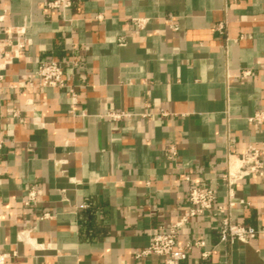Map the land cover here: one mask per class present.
<instances>
[{
    "label": "crops",
    "instance_id": "0c3cea01",
    "mask_svg": "<svg viewBox=\"0 0 264 264\" xmlns=\"http://www.w3.org/2000/svg\"><path fill=\"white\" fill-rule=\"evenodd\" d=\"M47 1L0 0V46L11 41L13 55L22 43L0 59L7 264H158L135 253L183 216L176 243L205 246L181 264H264V231L222 242L214 210L188 216L187 200L210 186L224 202L226 155L264 142V117L249 120L264 116V0ZM49 59L63 62L65 85L29 87ZM32 185L41 195L25 205ZM233 199L232 222L264 229V177L237 182Z\"/></svg>",
    "mask_w": 264,
    "mask_h": 264
},
{
    "label": "built area",
    "instance_id": "2783aa9c",
    "mask_svg": "<svg viewBox=\"0 0 264 264\" xmlns=\"http://www.w3.org/2000/svg\"><path fill=\"white\" fill-rule=\"evenodd\" d=\"M47 8L64 10L70 6L69 0H49L45 2ZM3 21V15H0V23ZM133 23L138 27L144 26V19L133 18ZM224 24L218 23L214 29L222 33ZM120 38V42H121ZM22 43L17 42L15 45L14 53L12 55V43L6 42L4 49L0 46V59L7 61L12 57L17 56L18 48ZM71 64H74L70 61ZM64 64L57 60H42L37 68L32 72L26 74V83L29 87H63L64 83ZM247 74V72H243ZM0 74V78H1ZM71 97V105H74L75 94L73 90ZM13 117L18 115L17 110H12ZM112 119H118L126 116L125 112H111L108 114ZM143 116H147L143 114ZM264 116L261 113H256L250 117L249 120L259 123ZM3 141L0 140V149L2 148ZM172 154L174 152H171ZM256 175L264 177V142L261 147L251 145L242 154L228 153L225 157V167L220 174V181L227 187V199L219 203L217 199V190L210 186H191L188 189L187 200L189 203L188 216H196L202 214L207 210H214L216 227L219 234V240L222 242L233 243L235 241L248 242L253 239L258 233L263 232L264 229H256L252 226H247L241 223L232 222L226 210L234 206L233 199V186L249 176ZM41 189L37 185H32L27 190V196L24 201L25 205L35 203L39 200ZM47 214H42L41 217H46ZM185 216L179 218L172 223L165 231H156L152 234L149 244L135 253L136 258H149L156 256L161 258L158 264H181L186 259L187 254L193 248H202L205 246L204 240L196 239L189 240L182 245L176 243V238L180 227L186 222ZM209 251L204 250L202 257L205 258ZM13 252H0V264H7L8 261L14 256Z\"/></svg>",
    "mask_w": 264,
    "mask_h": 264
}]
</instances>
